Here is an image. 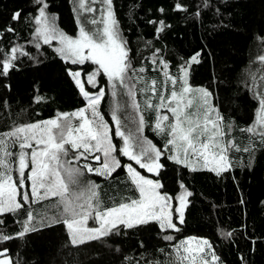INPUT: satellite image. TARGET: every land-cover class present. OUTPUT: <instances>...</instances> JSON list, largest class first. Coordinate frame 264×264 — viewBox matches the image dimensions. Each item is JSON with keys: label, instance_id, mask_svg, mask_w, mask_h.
<instances>
[{"label": "trees", "instance_id": "16d2710c", "mask_svg": "<svg viewBox=\"0 0 264 264\" xmlns=\"http://www.w3.org/2000/svg\"><path fill=\"white\" fill-rule=\"evenodd\" d=\"M46 2L48 12L56 16L57 26L75 35L78 24L74 0ZM177 2L187 10H175ZM207 3L205 7L204 0H112V7L120 33L130 49L132 64L136 68L145 67L144 75L149 80H157L158 94L164 77L159 64H151L156 49L160 50L157 57L168 62L171 75H179L180 66L196 53L200 54L199 63H192L188 69L189 84L212 93L213 103L224 117L225 132L228 133L229 124L232 126L225 139H234L241 148L250 146L252 151H230L232 166L220 175L207 170L189 171L163 158L165 168L159 177L137 165L142 173L160 180L164 185L162 191L173 198L175 207L178 206L175 198L181 192L186 189L192 193L186 197L185 222L178 224L180 231L167 233L174 237L171 242L162 239L165 233L153 223L72 246L62 225L44 227L40 223L44 212L48 216L56 213L50 207L56 199L52 198L31 205L34 213H39L32 224L35 231L0 243V249L9 250L13 264L17 261L19 264H145L146 260L167 264L173 245L187 237L207 239L219 257L218 264H264V143L259 137L249 138L248 133L241 131L254 122L258 106L245 82L250 85L253 74L258 81L262 74L260 69L264 67L258 61L264 51V0H207ZM16 11L21 12L19 21L12 20ZM34 12L33 0H0V30L9 25L15 29V33L3 34L0 49L23 45L33 57H20L16 68L6 77L0 76V130L13 121L17 124L43 121L55 118L57 113L83 107V97L66 68L83 67L91 71L96 67L65 64L47 45L37 50L28 43L33 34L29 14ZM161 20L165 27L158 32L159 23L149 21ZM153 67L157 70L153 71ZM98 80L110 92L106 78L101 76ZM85 87L91 89L90 85ZM36 96H41L42 102H35ZM111 99L109 94L102 102V111L110 124ZM138 100L143 107L144 97L138 95ZM147 114L146 117L155 119V115ZM153 138L157 141L156 135ZM114 143L119 146L121 142L114 138ZM121 160L122 164L131 162L123 157ZM117 173L108 180L86 173V179L100 185L105 205H111L117 193V199L138 197L127 169H118ZM13 175L15 178L16 174ZM180 182L184 189L180 188ZM0 219L6 221L0 226V232L15 234L23 228L26 211ZM89 226L96 225L90 220ZM227 232L232 235L227 236ZM160 249H164V253Z\"/></svg>", "mask_w": 264, "mask_h": 264}, {"label": "snow or ice", "instance_id": "6c2138e0", "mask_svg": "<svg viewBox=\"0 0 264 264\" xmlns=\"http://www.w3.org/2000/svg\"><path fill=\"white\" fill-rule=\"evenodd\" d=\"M75 2L80 15L77 17L78 35L73 37L57 26L56 16L48 12L46 0H33L35 12L29 14L33 34L28 43L37 50L47 45L65 64L96 67L91 71L83 67L78 70L66 68L83 97V107L57 113L55 118L43 121L23 124L13 121L0 130V217L26 211L22 230L15 234L0 232V243L23 238L30 231H35L32 224L39 213H34L31 205L52 198L56 199L50 207L56 213L48 216L44 212L40 215V223L44 227L62 225L72 246L122 234V229L153 223L165 233L162 239L171 242L174 237L167 233L169 230L180 231L178 224L185 222L186 197L192 193L185 189L175 198L178 206L173 207V198L162 191L164 185L159 179L142 175L133 163L122 164L121 157L156 177L165 168L162 158L189 171L207 170L220 175L232 166L230 151L251 152L252 148H241L234 139H225L232 126L228 125L226 133L224 117L212 103V93L189 84L188 69L192 63H199V53L180 66L179 75H171L168 62L157 57L160 50L156 49L151 64H159L164 77L163 88L158 94L157 80H149L144 75L145 67L136 68L132 64L130 49L120 33L112 0ZM97 3L102 7L97 9L93 6ZM204 6H208L207 0H204ZM175 10L187 9L177 2ZM97 11L99 18L95 16ZM20 19L21 12H14L12 20ZM149 23H159L158 32L165 27L163 20ZM4 33H15V29L9 25L0 30V39ZM22 56L33 58L23 45L0 49V76L6 77L10 70L16 68V62ZM258 61L264 64V54L258 57ZM152 70L157 69L153 67ZM260 71L264 72V67ZM101 76L106 78L110 92L101 86L98 80ZM251 81L250 85L245 82L246 87L258 106L254 122L241 131L248 133L249 138L259 137L264 143V75L259 77L258 83L253 74ZM86 84L95 91L86 89ZM109 94L112 98L111 124L102 111V102ZM138 95L144 97L143 107ZM34 100L40 103L43 98L36 96ZM148 112L155 114L154 124L148 123L145 115ZM146 127H151L157 136L163 138V147H158L144 135ZM114 138H119V146L114 143ZM121 168L127 169L128 179L138 198L117 199V193L113 203L105 205L100 185L86 179V173L108 180ZM179 186L185 188L182 182ZM90 220L96 226L90 227ZM5 223L0 219V226ZM226 235L230 237L232 233L227 232ZM173 248L176 259L171 264H218L219 261L207 239L189 238L173 245ZM8 251L0 249V264H13ZM159 251L164 253L165 250ZM145 264L163 262L146 260Z\"/></svg>", "mask_w": 264, "mask_h": 264}, {"label": "rangeland", "instance_id": "374dc122", "mask_svg": "<svg viewBox=\"0 0 264 264\" xmlns=\"http://www.w3.org/2000/svg\"><path fill=\"white\" fill-rule=\"evenodd\" d=\"M74 4H75V9H77V3L75 2V0H74ZM94 7H96L97 9H99V8H101L102 7V5L100 4V3H97V4H95V5H93ZM76 13H77V17H78V15H80V13H78L77 12V10H76ZM99 15H100V13H99V11H97V13H95V16L97 17V18H99ZM82 18V17H81ZM88 27H92V25H88ZM78 30H79V25H78ZM78 35V31H77V33L75 34V35H71V36H73V37H75V36H77ZM262 54H264V51H262V53L260 54V55H262ZM199 58V57H198ZM78 70V69H77ZM261 75H264V72H262V74ZM260 75V76H261ZM188 81H189V70H188ZM258 83H259V78H258V81H257ZM102 86L103 87H105V89H106V86H105V84H102ZM193 88H199V87H201V86H197V87H194V86H192ZM209 91V90H208ZM210 92V91H209ZM212 103H213V99H212ZM214 104V103H213ZM215 106V105H214ZM150 113V116H152V115H155L154 113H152V112H149ZM165 113H166V110H165ZM165 113H162V114H165ZM147 114V113H146ZM169 116H170V113H167ZM148 115V114H147ZM146 119L148 120V123L151 125V124H154V118H151V117H146ZM152 134V135H151ZM144 135L147 137V138H149V139H151L152 141H153V143H155V144H157V146L158 147H163V143H164V141H163V138L162 137H160V136H157L156 134H155V132H153L152 131V128L151 127H146L145 128V132H144ZM157 136V141H156V139H154L153 138V136ZM127 163H131V162H127ZM126 163V164H127ZM133 166L134 167H136V169L138 170V171H140L141 172V174L142 175H145V176H148L149 178H152V179H156L155 177H153L152 175H147V174H144V173H142V171L137 167V165H135L134 163H133ZM169 195V194H168ZM138 198V197H137ZM172 205H173V207H175V205H174V202H173V200H172ZM189 238H193V237H187V238H185L184 240H186V239H189ZM195 238H197V239H205V238H198V237H195ZM184 240H182V241H184ZM193 246H195L194 245V242H193ZM175 259H176V253H175V249L173 248V250L170 252V256H169V261L167 262V264H171V262L172 261H175Z\"/></svg>", "mask_w": 264, "mask_h": 264}]
</instances>
